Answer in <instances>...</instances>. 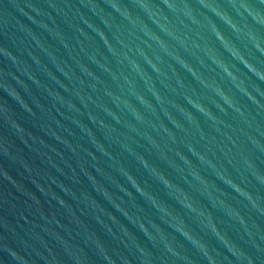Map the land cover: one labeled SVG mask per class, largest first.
<instances>
[{
	"label": "water",
	"instance_id": "1",
	"mask_svg": "<svg viewBox=\"0 0 264 264\" xmlns=\"http://www.w3.org/2000/svg\"><path fill=\"white\" fill-rule=\"evenodd\" d=\"M0 264H264V0H0Z\"/></svg>",
	"mask_w": 264,
	"mask_h": 264
}]
</instances>
